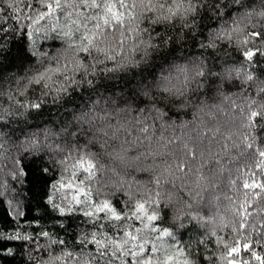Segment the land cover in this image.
Listing matches in <instances>:
<instances>
[{"label": "trees", "instance_id": "trees-1", "mask_svg": "<svg viewBox=\"0 0 264 264\" xmlns=\"http://www.w3.org/2000/svg\"><path fill=\"white\" fill-rule=\"evenodd\" d=\"M0 264H264V0H0Z\"/></svg>", "mask_w": 264, "mask_h": 264}]
</instances>
